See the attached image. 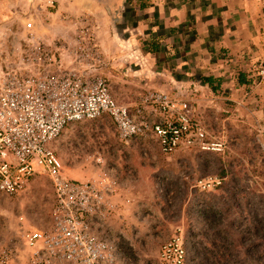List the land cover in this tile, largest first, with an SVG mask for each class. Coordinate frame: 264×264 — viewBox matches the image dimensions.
Masks as SVG:
<instances>
[{
  "label": "rangeland",
  "instance_id": "1",
  "mask_svg": "<svg viewBox=\"0 0 264 264\" xmlns=\"http://www.w3.org/2000/svg\"><path fill=\"white\" fill-rule=\"evenodd\" d=\"M239 9L243 16L228 23L245 32L239 39L249 42L241 54L248 61L239 59L216 92L200 71L182 65L180 53L142 57L153 41L136 27L142 17L134 8L125 13L113 0H0V40L7 47L18 44L28 21L39 36L56 41L71 39L86 26L78 19L88 17L107 62L100 73L120 102L134 103L147 90L186 99L208 140L223 144L222 152L166 155L152 139L121 140L109 118L72 124L55 141L67 179L108 189L107 207L91 231L115 245L123 264L154 262L174 237L185 242L187 264H264V7L253 23L243 19L254 12ZM53 203L44 173L19 195L0 196V246L18 248L22 232L48 229Z\"/></svg>",
  "mask_w": 264,
  "mask_h": 264
},
{
  "label": "built area",
  "instance_id": "2",
  "mask_svg": "<svg viewBox=\"0 0 264 264\" xmlns=\"http://www.w3.org/2000/svg\"><path fill=\"white\" fill-rule=\"evenodd\" d=\"M78 20L86 26L69 40L39 36L31 21L15 46L0 40V196L19 195L38 173L49 177L54 196L50 227L22 232L18 248L0 246V264H123L115 245L91 231L108 189L67 179L53 148L68 126L109 118L121 140L152 139L166 155L224 149L208 140L186 99L147 90L134 103L120 102L100 73L107 62L90 19ZM188 257L174 237L154 262L139 264H187Z\"/></svg>",
  "mask_w": 264,
  "mask_h": 264
},
{
  "label": "crops",
  "instance_id": "3",
  "mask_svg": "<svg viewBox=\"0 0 264 264\" xmlns=\"http://www.w3.org/2000/svg\"><path fill=\"white\" fill-rule=\"evenodd\" d=\"M102 1L110 3V0ZM113 1L122 5L125 13L134 8L135 13L142 17L140 25L136 27L141 33L147 32L148 36L152 37L151 46L159 47L158 44L161 45L157 52H153L150 44H146L144 48L147 50L142 57L145 55L147 57L144 59L160 56L163 53L165 56L171 53H180L176 56L182 57V65H189V68L200 71L201 81L203 77H211L216 92L227 86L226 79L229 80L232 76L235 64L239 59L247 60L246 56L241 57V54L244 55L250 49L248 40L241 41L239 39L242 36L241 32L244 34L245 32L243 30L240 32V29L233 30L230 27L231 19L237 18L238 14L243 16L239 9L241 7L244 12L248 10L254 12L250 20L248 15L243 19V21L248 20L253 23L255 19L253 15L262 11L264 7V0ZM164 44L168 46L162 48ZM245 47L248 48L245 49ZM225 54L231 55L234 59L224 60L222 55ZM243 63H241L242 66H244ZM245 77V74H239L238 80L246 82ZM172 80L179 83V80L176 81L174 78ZM222 93L224 94V92ZM228 93H231L229 94L231 98L235 97L234 92Z\"/></svg>",
  "mask_w": 264,
  "mask_h": 264
},
{
  "label": "trees",
  "instance_id": "4",
  "mask_svg": "<svg viewBox=\"0 0 264 264\" xmlns=\"http://www.w3.org/2000/svg\"><path fill=\"white\" fill-rule=\"evenodd\" d=\"M150 47H151L153 52H157L159 50V47L151 46V44H150ZM202 82L204 84L208 85L212 90L215 91V85H214V82H213L211 77H203Z\"/></svg>",
  "mask_w": 264,
  "mask_h": 264
}]
</instances>
